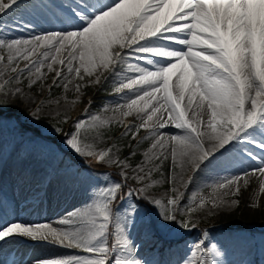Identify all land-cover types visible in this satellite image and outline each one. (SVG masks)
Returning <instances> with one entry per match:
<instances>
[{
	"label": "snow or ice",
	"instance_id": "6c2138e0",
	"mask_svg": "<svg viewBox=\"0 0 264 264\" xmlns=\"http://www.w3.org/2000/svg\"><path fill=\"white\" fill-rule=\"evenodd\" d=\"M19 2L0 0V14L11 12ZM71 12L79 21L71 30L27 39L0 38V94L20 93L19 87L9 90L8 85L20 81L25 71L29 84H35L44 77L45 67L48 72L55 71L62 82L68 81L63 83L65 89L71 83L68 76L73 74L79 80L94 76L91 84L101 83L102 77L113 78L114 92L127 90L129 94L124 104L112 109L119 110L120 116L97 113L87 121L77 120L63 143L86 161L119 168L120 179L105 173L92 187L88 201L59 219L57 226L0 223V241L28 238L70 253L36 264H146L138 258V245L128 230L138 208L129 203L123 213L118 210L127 199L136 196L146 200L158 209L163 222L192 231L198 227L192 219L195 213L207 209L211 215L214 209L238 206L234 197L241 190V181L248 184L247 172L219 176L193 191L181 206L201 166L234 142L264 150V0H97L77 5ZM21 61L25 62L23 67ZM57 64L60 69H54ZM105 72L110 77H104ZM75 87L79 92L81 85ZM8 107V100L0 99V123L11 119L5 115ZM39 112L36 107L28 115L38 120ZM134 113L141 122L123 125L122 118ZM113 123L124 126V135L133 139L145 129L148 135L143 140H152L143 153L144 160L135 168L129 162L135 150L121 158L116 144L97 149L95 143L86 142L87 133L95 132L99 138L101 129ZM169 126L179 131L165 140L162 129ZM54 130L63 131L60 127ZM247 155L253 157L250 151ZM169 156L170 194L166 198L148 196L159 183L151 179L153 172H159ZM185 164L193 174L186 180L179 176L181 190L176 186V170H183ZM129 170L140 187L127 184ZM252 172L264 177V159ZM203 189H208L207 195ZM260 191L264 192V180ZM258 206L252 204L253 208ZM208 235L204 230L183 264H223L217 244L205 246Z\"/></svg>",
	"mask_w": 264,
	"mask_h": 264
},
{
	"label": "rangeland",
	"instance_id": "374dc122",
	"mask_svg": "<svg viewBox=\"0 0 264 264\" xmlns=\"http://www.w3.org/2000/svg\"><path fill=\"white\" fill-rule=\"evenodd\" d=\"M5 24V17L0 14V29ZM20 63L21 67H23L24 62ZM21 77L23 79L22 82L14 81V84H21L19 88L31 95H34V92L40 86L45 89L48 87V82L44 80H40L30 87L27 73H23ZM104 77H110V73L105 72ZM113 86V78L105 80L102 77L101 83L94 86L88 94L89 97L87 96V99H85L82 110V115L84 114V116L79 119H76V114L73 115L74 113L68 115L64 110L57 111L56 108L50 109L47 107L40 110L37 120L28 115L33 110H30L28 107L29 103L22 94H19L17 98L10 94L7 97L0 94V99H7L9 102L8 111H6L5 115L11 118L0 123V128H3L18 145L12 152L11 158L19 160L22 159L23 155L32 158L46 157L50 167L52 169L57 168L64 175L59 180L53 181V184H50V179L43 177L45 185L42 191L45 193L47 190H51L52 193H56L57 190H61L79 194V199L75 200L74 204L61 210L60 213L62 214H58L54 219H50L49 216L43 218L42 223H51L53 220L58 221L66 217L68 213L80 208L88 201L92 193V187L100 182L105 173L116 180L120 179L117 175L120 171L119 168L115 166L106 167L86 161L85 158L74 153L63 143L65 134L74 130L77 120L87 121L89 116L97 113L102 117L120 116L118 110L113 112L112 109L115 108L105 102L107 96L114 90ZM65 90L63 83L55 86L48 100L52 102L56 97L63 96ZM38 98L40 100V97ZM105 107L110 109L105 111ZM65 118H67L66 122ZM122 119L123 125L139 124L141 122L133 118ZM56 127L62 128L63 131L56 132L54 130ZM132 131L134 132L135 128ZM146 131L141 129L136 138L133 139L131 135H124V126L113 123L110 127L101 129L102 136L99 138L96 137L95 132L87 133L88 139L86 142L95 143L97 149L107 148L116 144L120 148L119 155L121 158L128 156L130 151L135 150L136 155L129 158V162L135 168L137 164L144 160L143 153L152 143L151 139L143 140L147 135ZM84 135L85 133L82 132L81 136L83 137ZM61 143L66 145L67 150L61 149ZM238 143L242 146L246 145L244 142ZM258 155V163L248 164V162H244V167L235 168L227 174L240 175L245 172L249 173L245 177L248 180V184L245 186L243 181H241V190L237 197H234L239 200V205L225 207V210L216 211L211 215L207 209L195 213L192 219L198 227L192 231L184 230L176 224L163 222L157 214L158 209L149 205L146 200L139 199L136 196L127 199L124 202V207L118 210L123 213L129 203L136 205L138 208V214L132 217L133 223L129 225L128 229L130 238L138 245V258L146 261V264H183L184 259L189 255L191 245L201 239L203 231L207 230L209 235L205 240V246L216 243L222 253L220 259L223 264H264V195L261 200L258 193L264 177H261L259 172L255 174L252 172L253 169L259 167L260 160L264 159V155ZM157 163L159 162L157 161ZM171 167V158L169 157L168 160H164L159 172H153L151 179L159 183L153 185L147 193L148 196L166 198V195L170 194V185L167 182V178ZM15 169H18V167L13 170ZM179 170V168L176 170V186L183 190L179 183V176L181 175L178 174ZM161 172L164 174L163 177L160 175ZM187 176L188 174L183 175L184 178ZM131 177L132 172L129 170L127 184L132 187H140V184ZM210 181L209 179H203L201 184L192 187L188 193H185V200L181 206L187 203V196L191 195L193 191L201 189L205 183ZM125 191H127V188H125ZM203 191L205 195L208 194V189H203ZM13 199L18 202L20 209L24 212L33 210L35 206L42 202V197L33 199L30 196H16ZM253 203H257L259 206L253 208Z\"/></svg>",
	"mask_w": 264,
	"mask_h": 264
},
{
	"label": "bare ground",
	"instance_id": "6f19581e",
	"mask_svg": "<svg viewBox=\"0 0 264 264\" xmlns=\"http://www.w3.org/2000/svg\"><path fill=\"white\" fill-rule=\"evenodd\" d=\"M90 3H97V0H20L19 4L11 12L4 15L6 24L0 29V38L27 39L33 35H40L45 32L71 30L74 25L79 24V21L73 18L71 10L76 9L77 5L83 6ZM53 67L54 69H60L61 66L57 64L53 65ZM42 71L45 75L41 80L48 82V87L46 89L40 86L37 91L34 90V95L25 92L23 89L16 95H11V92H9V94L16 98L19 94H22L29 103L28 107L33 111L36 107H39L40 110L49 107L50 109L56 108L57 111L64 110L68 115L74 113L73 115L76 114V119L84 116V114L82 115V110L85 99H87L92 88L97 85L90 83L95 77H88L85 75L83 80H79L74 77V74L68 76V80H70L71 83L68 84V88L65 90L64 95L58 96L54 101L50 102L48 99L53 88L61 83H67L68 81L62 82L60 78L55 77V71L48 72L46 67ZM24 73H27L29 76L27 71ZM7 75L14 74L8 73ZM81 75H84L83 71ZM4 78H7V76ZM54 78H56V84H53ZM32 79H35V77H32ZM22 80L21 77L20 82H22ZM76 84L81 85L79 92L76 90ZM33 85L34 84L30 85V87ZM20 86L21 84L16 85L13 81L9 84V90ZM113 87H115V85ZM128 95L127 90L120 94L115 93L113 90L107 96L105 102L109 106L116 108L117 104L125 103ZM38 97H40V100ZM126 118L136 119V114L134 113ZM162 131L165 134V140H167L170 135L177 133L179 130L169 126L162 129ZM146 134L148 135L147 131ZM234 143L226 146L225 149H221L210 162H206L201 166L200 170L195 173V179L186 190V193H188L192 187L201 184L203 179L211 180L219 176L227 175L235 168L244 167V162L256 164L259 161L258 156H261L258 154H264L262 149L251 143H246L245 146L237 142ZM205 146L208 147L207 143ZM17 147L18 145L10 135H8L3 128H0V223L20 221L29 224H37L42 223L43 218L48 216L50 219H54L58 214H62L60 213L62 209L69 208L71 204H74L75 200L79 199V194L61 190H57L56 193L47 190L44 193L42 191L45 185L43 177L50 179V184H53V181L59 180L64 174L57 168H53V170L46 157L32 158L23 155L22 159L19 160L11 158L12 152ZM60 147L62 150H67L66 145L62 143ZM156 151H160V149ZM164 151L166 155L169 154V145L166 144ZM249 151L253 153V157L255 158L247 155ZM15 167H18V169L13 170ZM8 168L10 169L8 170ZM178 174H188L189 176L193 173L190 165L185 164L183 170L180 169ZM187 177L184 179L186 180ZM258 193L259 199L262 200L264 192H261L259 189ZM16 196H30L33 199L42 197V202L35 206L32 211L21 214L20 205L13 199ZM222 210H225V207L212 211L221 212ZM56 222L57 220H53L51 223L53 226H57ZM67 254L70 253L63 248H57L50 244L33 241L28 238L15 237L0 241V263L6 258L14 257L24 264L28 262V264H36V262L40 260Z\"/></svg>",
	"mask_w": 264,
	"mask_h": 264
},
{
	"label": "trees",
	"instance_id": "16d2710c",
	"mask_svg": "<svg viewBox=\"0 0 264 264\" xmlns=\"http://www.w3.org/2000/svg\"><path fill=\"white\" fill-rule=\"evenodd\" d=\"M114 132H116V131H114Z\"/></svg>",
	"mask_w": 264,
	"mask_h": 264
}]
</instances>
